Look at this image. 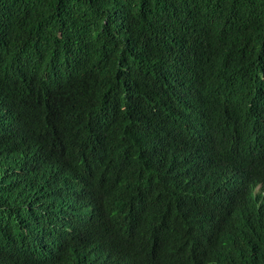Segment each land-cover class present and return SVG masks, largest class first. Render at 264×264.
Instances as JSON below:
<instances>
[{
    "label": "trees",
    "instance_id": "16d2710c",
    "mask_svg": "<svg viewBox=\"0 0 264 264\" xmlns=\"http://www.w3.org/2000/svg\"><path fill=\"white\" fill-rule=\"evenodd\" d=\"M0 264H264V0H0Z\"/></svg>",
    "mask_w": 264,
    "mask_h": 264
}]
</instances>
